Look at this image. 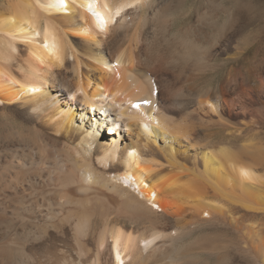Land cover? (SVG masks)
<instances>
[{
	"label": "bare ground",
	"instance_id": "obj_1",
	"mask_svg": "<svg viewBox=\"0 0 264 264\" xmlns=\"http://www.w3.org/2000/svg\"><path fill=\"white\" fill-rule=\"evenodd\" d=\"M226 26L179 0L0 4L21 121L0 135V264H264V143L215 139L264 119V50L199 84Z\"/></svg>",
	"mask_w": 264,
	"mask_h": 264
},
{
	"label": "rangeland",
	"instance_id": "obj_2",
	"mask_svg": "<svg viewBox=\"0 0 264 264\" xmlns=\"http://www.w3.org/2000/svg\"><path fill=\"white\" fill-rule=\"evenodd\" d=\"M179 1L183 3L186 9L192 8L195 10L197 8L202 14L205 12L216 15L219 27L227 23V35L230 34L234 36L230 39L229 45L224 49L222 54L220 53L218 57L214 59L215 69L204 72L203 77L200 79L202 82L199 80V84H207L206 86L212 87L218 83H222L232 72L233 74H237L238 78L241 77V74H245L246 67L253 64L254 60H256L255 54L264 50V0ZM3 3H5V0H0V4ZM216 4H219V8L215 6ZM198 18V14L195 13L187 24L197 31L211 30L206 22L199 21ZM182 22L183 19L180 18L178 23ZM240 115L241 114H238V116L235 115L233 118L237 121L244 119L247 122L250 120V117ZM14 126H21V121L16 118L14 111L12 112L9 109L0 108V135L8 134ZM255 127V130L247 129L241 133L240 137L232 138H228L221 130L215 129V131H219L220 133L215 135V139L219 141L231 139L237 144L247 143V141L250 140L264 143V119H258ZM105 131L109 133V129L106 128ZM258 168L262 170L263 167L258 166ZM262 222H264V220H262ZM208 232L211 233L212 231L210 229L199 230L194 232L192 237L204 235ZM230 232H232V230H230ZM238 254L239 253L234 254L232 263L247 264L246 258Z\"/></svg>",
	"mask_w": 264,
	"mask_h": 264
},
{
	"label": "snow or ice",
	"instance_id": "obj_3",
	"mask_svg": "<svg viewBox=\"0 0 264 264\" xmlns=\"http://www.w3.org/2000/svg\"><path fill=\"white\" fill-rule=\"evenodd\" d=\"M131 6V5H129ZM143 103H150V101H144ZM135 108L139 109L141 107V104L140 103H137L134 105Z\"/></svg>",
	"mask_w": 264,
	"mask_h": 264
}]
</instances>
